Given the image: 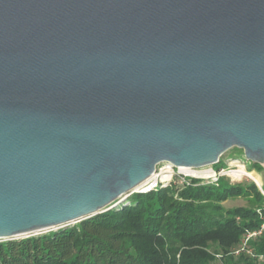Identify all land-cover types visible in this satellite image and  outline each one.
<instances>
[{
  "label": "water",
  "instance_id": "water-1",
  "mask_svg": "<svg viewBox=\"0 0 264 264\" xmlns=\"http://www.w3.org/2000/svg\"><path fill=\"white\" fill-rule=\"evenodd\" d=\"M231 148L264 165V0H0V240Z\"/></svg>",
  "mask_w": 264,
  "mask_h": 264
},
{
  "label": "trees",
  "instance_id": "trees-1",
  "mask_svg": "<svg viewBox=\"0 0 264 264\" xmlns=\"http://www.w3.org/2000/svg\"><path fill=\"white\" fill-rule=\"evenodd\" d=\"M238 196H253L254 204L223 205ZM258 209L264 216V196L252 182L156 183L133 192L126 204L76 224L0 241V264H212L217 256L232 258L245 235L259 228ZM243 252L260 262L264 231Z\"/></svg>",
  "mask_w": 264,
  "mask_h": 264
},
{
  "label": "built area",
  "instance_id": "built-area-1",
  "mask_svg": "<svg viewBox=\"0 0 264 264\" xmlns=\"http://www.w3.org/2000/svg\"><path fill=\"white\" fill-rule=\"evenodd\" d=\"M222 157H220L219 162H222ZM232 160H238L242 167L245 169L244 173L241 176H237L233 172H235L238 169V165L232 164ZM223 167L216 169L214 165L209 166L210 170L212 171L209 175H198L190 173L189 171L182 170L181 167H174L169 164L163 163L156 166L155 173L153 177L147 182L145 185H148L151 181L155 179H159L162 185H168L170 183L173 184H183L188 183L190 178L198 179L200 183H210V184H217L220 178H226L231 183H239L242 181L243 178H247L250 180V182L254 183L260 193L264 196V186L262 185V182L258 179L257 175L256 179L252 178L247 174V172H251L249 168L254 164L252 161L245 159L243 153L237 152L233 158H225L223 159ZM261 166L262 171H264V165L259 164ZM207 167V166H205ZM192 168V167H191ZM204 168V167H200ZM200 168H192V169H200ZM165 173L167 177H165L164 180L161 179V174ZM253 173V172H252ZM261 173V171H260ZM254 174V173H253ZM149 187V186H148ZM257 212L260 214V217L262 219V222L259 226V228L254 232H248L245 237L243 238L241 244L239 247L234 249L232 251V254H239L240 252H243L246 250L247 242L248 240L253 237L259 235L261 232L264 231V216L261 214V210H257ZM46 233L51 232V230L45 231ZM261 260H264L263 256H259Z\"/></svg>",
  "mask_w": 264,
  "mask_h": 264
},
{
  "label": "rangeland",
  "instance_id": "rangeland-1",
  "mask_svg": "<svg viewBox=\"0 0 264 264\" xmlns=\"http://www.w3.org/2000/svg\"><path fill=\"white\" fill-rule=\"evenodd\" d=\"M237 152H239L236 148H231L230 150H228L224 156L227 157V158H233L235 156V154H237ZM217 166V165H216ZM220 166V165H219ZM202 169V168H201ZM261 167L259 166L258 163H254L250 168L249 170L251 172H253L254 174L257 175L258 179L262 182V185L264 186V177L262 175H264V171L260 170ZM189 170H192V171H195L194 169H188ZM208 172L211 173L212 171L210 170V167L208 166ZM261 171V173H260ZM165 179V177H164ZM162 179V180H164ZM160 182L159 179H155L153 181H151L148 185H143L139 188H137L134 192H137V191H140V190H144L146 189L148 186L150 185H154L156 183ZM243 186H245L246 184L250 183V180L247 179V178H243L241 182ZM254 204V198L253 196H250V198L246 199L244 197H241V196H238V197H231V198H228L225 202H223V205L226 207V208H233V207H238V206H252ZM6 239H2L0 241H4ZM242 242V241H241ZM247 252V251H246ZM244 253V252H243ZM232 254V252H231ZM245 255L247 253H244ZM234 255L232 258H229V259H225L226 257H230L229 256H226L224 258H222L221 256H217V258L214 260V262L212 264H264V260H261L260 262L258 261H251L250 259H247L246 257H244V255L241 254V252L239 254H232ZM231 255V256H232ZM259 256H263L264 255H258Z\"/></svg>",
  "mask_w": 264,
  "mask_h": 264
},
{
  "label": "bare ground",
  "instance_id": "bare-ground-1",
  "mask_svg": "<svg viewBox=\"0 0 264 264\" xmlns=\"http://www.w3.org/2000/svg\"><path fill=\"white\" fill-rule=\"evenodd\" d=\"M231 163L238 165V169L235 172H233V173L236 174L237 176H241L244 173V171H245V169L242 167V164L238 160H232ZM181 169L188 171V169H192V168H186V169L181 168ZM207 169H208V166L204 167L202 169L201 168L200 169H194L195 171L189 170V172L193 173V174H198V175H204L205 176V175L211 174V173L208 172ZM247 174L249 176H251L252 178L256 179L255 174H253L252 172H247ZM164 177H167V175H165V173H162L161 174V179H164ZM147 182H149V180H146L142 184L138 185L136 187V189L141 187V186H143V185H145Z\"/></svg>",
  "mask_w": 264,
  "mask_h": 264
},
{
  "label": "crops",
  "instance_id": "crops-1",
  "mask_svg": "<svg viewBox=\"0 0 264 264\" xmlns=\"http://www.w3.org/2000/svg\"><path fill=\"white\" fill-rule=\"evenodd\" d=\"M225 158H227V157H225L224 155H223V157H222V162H223V159H225ZM263 177H264V175H262Z\"/></svg>",
  "mask_w": 264,
  "mask_h": 264
}]
</instances>
